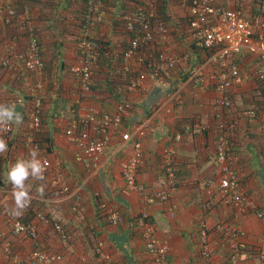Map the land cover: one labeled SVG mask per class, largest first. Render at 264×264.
I'll use <instances>...</instances> for the list:
<instances>
[{"label":"crops","instance_id":"crops-1","mask_svg":"<svg viewBox=\"0 0 264 264\" xmlns=\"http://www.w3.org/2000/svg\"><path fill=\"white\" fill-rule=\"evenodd\" d=\"M46 1L32 4L29 10L44 52L46 63L43 72L30 74L27 79L19 77L18 72L23 68L20 54L27 45L26 38L20 34L18 25H0V60L5 54L6 45L12 43L8 41L9 38L18 34V41L13 43L15 53L10 65L4 68L0 65V103H15L17 111L23 116L20 125L13 124L15 147L8 145V151L0 155V185L6 183L4 176L10 165L18 158L27 157L35 147L39 150L38 158L47 160L51 173L62 171L72 191L80 195L83 207L81 220L72 210L75 198L57 196L46 185L45 196H38L36 207L61 221L69 238L67 244L63 245L49 224L38 223L42 244L50 250L63 252L61 264H101L93 251L94 237L103 242L105 251L118 264H151L137 224V214L146 210L157 236L168 243V264H257L254 247L264 236V218L256 215L257 211L264 215V160L259 158L264 145V127L260 122L239 119L237 114L239 109L253 106L250 96L255 93V85L252 75H249L253 72V63L248 59L243 60L248 75H245L241 85L230 89L233 106L223 117L225 121L237 125L235 130L227 132L230 143L228 159L238 172L231 197L225 196L216 182L223 165L214 157L215 124L221 118L213 115L211 110L213 98L219 94L214 87L217 65L204 69L196 85L188 81L174 84L171 80L172 88H164L156 86L149 76H145L141 89L127 92L132 108L124 117L121 131L129 130L138 123L166 92L178 85L181 87L179 104L173 107L169 105L162 110L155 121V130L143 138V162L137 173L138 182L157 189L161 186L163 150L171 149L178 169L175 193L169 201L174 208L171 215L167 211V202L144 205L136 188L125 185L120 165L129 154L131 142L121 146L119 132H114L112 142L97 162L78 163L74 160V145L64 135L71 119L78 112L88 109L113 112L116 99L106 89L103 72L95 75L91 89L83 92L69 71V67L80 59L76 41L81 33L79 18L84 0ZM129 3L128 0L108 2L107 14L98 32L100 37L120 41L124 28L116 16ZM13 5L18 12L23 11L22 1L14 0ZM225 6L237 7L230 1H226ZM254 8V0H243L239 6L245 16L250 15ZM164 9L166 14L176 10L172 3ZM177 45L180 46L178 42ZM62 61L63 65L60 64ZM41 78L43 118L40 129L33 135L36 144L32 145L27 116L30 105L26 97ZM124 88L126 90V85ZM197 120L206 125L200 134H186L180 141L172 140L174 133L184 124ZM57 160L60 164H56ZM211 179L215 183L208 184L207 181ZM27 183L32 185V192L36 191L38 183L31 179ZM242 195L246 197L245 200L238 201L236 198ZM3 198H9L13 204L11 195H4ZM101 201L109 208L119 210L124 216L123 221L114 225L99 215L97 205ZM28 215H24L23 219L32 220L33 217ZM220 225L236 231L246 243L247 249L237 261L232 262L228 258L229 235L227 230L219 228ZM8 226L9 222L0 217V231L7 234L0 237V264H10L3 250L9 240ZM14 244L22 256L31 247L26 238ZM205 246L209 249L208 258L202 255Z\"/></svg>","mask_w":264,"mask_h":264},{"label":"built area","instance_id":"built-area-1","mask_svg":"<svg viewBox=\"0 0 264 264\" xmlns=\"http://www.w3.org/2000/svg\"><path fill=\"white\" fill-rule=\"evenodd\" d=\"M20 1L25 2L26 0ZM106 1L87 0L83 5L85 14L84 23L81 25L82 36L77 42L81 58L78 63L69 68L77 87L83 92L90 90L93 77L98 72L99 47L95 37H98L97 29L102 26L107 14ZM226 1L235 3L237 7L225 6ZM242 2L243 0H180L181 6L186 11L185 23L181 27L186 32L189 45L204 47L208 51L201 64L194 65L189 69L186 82L200 75L208 67L215 65L218 67L214 77V87L219 94L213 98L211 110L213 115L221 118L215 124L214 157L223 162L221 175L216 179V182L225 196L231 195L238 179V172L231 164V160L228 159L230 143L227 136V132L235 130L237 125L234 122L225 121L223 117L233 106L230 89L241 85L245 79V75L241 74L239 67L240 61L248 59L253 63L254 69L249 75H252L254 85L264 99V0H254L255 8L248 16H245L239 9ZM13 4L14 0H0V25L15 23L20 26L25 23L28 38L25 52L19 53L23 59V68L19 70L18 75L20 78L24 76L27 79L30 74L41 72L43 57L35 25L29 18V9L24 6L23 11L18 12ZM123 25L124 31L130 33L131 37L121 56L120 74H122L121 80L127 81L126 87L129 91L141 89L145 76H149L156 86L167 87L169 83L166 80L165 71L175 70L178 66H185L190 62V52L179 51L176 47L177 44L173 43L171 29L160 17L154 0L133 4ZM11 41L12 43L6 45L5 54L0 60V65L3 68L10 65L11 57L15 53L13 43L16 38L14 37ZM106 55L108 56L109 53ZM140 67L142 69L138 70ZM135 68L137 69L136 74L128 76L135 71ZM42 87L41 82L37 83L29 94L31 99L28 101L30 107L27 116L29 141L32 145L36 144L34 132L39 130L42 125L43 96L40 93ZM180 90L181 87L178 85L177 88L166 92L162 98L155 101L148 113L138 123L125 131H121V124L125 115L132 108L131 101L125 96L116 101L113 112H101L95 109L78 112L64 130V135L74 145V160L78 163L97 162L112 142L114 132H119L121 146L131 142L129 154L120 165V173L125 185L136 188L144 205L167 202V211L173 215L174 208L169 201L175 193L178 169L177 159L171 149L163 150L161 186L157 189L138 182L137 173L143 162V138L147 133H152L155 130V121L162 110H165L169 105L173 107L179 104ZM122 91L123 88L119 86V94L123 93ZM237 114L239 119H244L247 122H260L264 127V109L252 106L243 107ZM205 128L206 125L198 120L184 124L179 131L174 133L172 140L180 141L186 134H200ZM0 136L8 142L10 147H15L13 125L10 131L0 133ZM259 158L264 160V145L259 152ZM38 159L46 162L45 180L35 181V183L49 186L51 192H56L57 196L75 198L72 210L82 220L83 207L80 195L72 191L71 185L62 171L51 173L47 160L45 158ZM56 164H60V162L57 160ZM207 183L213 184L215 180H208ZM10 191V184L0 185V217L9 222L7 231L9 240L3 247L7 262L10 264H61L64 258L63 252L50 250L44 243L42 244L38 231V223L49 224L53 234L58 236L63 245H66L69 236L61 221L48 216L43 210L36 207L35 202L39 200V197L35 190L31 192L34 197L31 206L24 214L31 211L33 213L32 220L25 221L23 217L17 218L9 215L5 212V208L10 207L11 202L9 198L4 199L3 196L10 195ZM245 198L242 195L236 199L242 202ZM97 211L99 215L114 225L124 219L119 210L109 208L102 201L98 203ZM256 215L260 219L264 218L260 211H257ZM137 224L140 227L144 247L150 255V263L168 264V243L157 236L146 210L137 214ZM219 228L227 230L229 235L228 258L232 262L237 261L240 254L247 249L246 243L238 237L236 231L225 225H220ZM5 234L0 231V237H4ZM24 238L29 240L31 247L26 255L22 256L15 249L14 243ZM254 250L257 264H264V236L254 247ZM93 251L101 264H118L105 251L103 242L95 241ZM202 255L206 258L209 257L208 247L203 248Z\"/></svg>","mask_w":264,"mask_h":264},{"label":"trees","instance_id":"trees-1","mask_svg":"<svg viewBox=\"0 0 264 264\" xmlns=\"http://www.w3.org/2000/svg\"><path fill=\"white\" fill-rule=\"evenodd\" d=\"M87 0H84V2ZM110 0H107L106 3V8L108 5V2ZM130 3L132 4H128L127 6L125 5V7L122 9V13L120 15H117V19H119L120 24L124 27V22L126 20V17H128V11L133 7V4H137L139 2H145L146 0H128ZM47 3L48 1L46 0H26L25 2L22 1L23 5L27 8V9H31L32 4L34 3ZM156 8L158 10V13L160 15V17L166 22V24L170 27V29H173V27H175L176 31V38H174L172 36V41L174 43V41H176L180 44V46H176L177 49L179 50V48H182L183 50H179L181 52H190L191 54V60L190 62H188V65L185 66H178L175 70H167L165 71V75H166V80L170 82V86L172 88L173 84L172 81H174L173 83H181V81H186L188 80V73H189V69L194 66V65H199L201 64L204 59L205 56L208 54V51L206 48L204 47H195L193 45H189L188 43V38L186 35L185 30L181 27V25H183V23H185V9L181 6L180 4V0H154ZM178 3V5H180L182 7V10H184V15L182 17H184L183 19V23H180V18L174 19L172 17L171 14H166V10L164 9L166 6L170 5L171 3L174 5L175 3ZM80 18H79V27L81 29V25L84 23V14H85V8L84 6H82V9H80ZM30 18V17H29ZM175 20V22H174ZM13 25H17L15 23H13ZM18 27V26H17ZM21 28L20 34L26 38H28V33L26 31V25L25 23H23V25L19 26ZM100 27H98L97 32H99ZM36 30V29H35ZM37 31V30H36ZM38 33V31H37ZM171 33V30H170ZM39 37V33L37 34ZM82 34L80 33L77 37V41H79V39H81ZM18 37V34L12 35L11 39ZM131 37V34L128 32H125L124 30H121V34H120V41H110V38H105V37H100V35L98 34V37H95V41L99 47V68H98V72L96 73V75L100 74V73H104L105 77H106V82H105V86L106 89L108 91L109 94H111V96H113L114 99H116V101H119L121 98H123V96L127 97V92L129 91L128 88H124V86L127 84L126 80H121L122 79V74H120V70H121V56L124 53V50L126 49V46L128 45L129 42V38ZM39 42H40V37H39ZM77 45V43H76ZM39 47L41 50V55L42 57H44V52L42 49L41 44L39 43ZM26 50V46L22 49V52H25ZM175 48V50H177ZM77 51L80 55V51L77 48ZM43 52V53H42ZM109 53V55L107 56L106 54ZM45 58H43V67L41 69V71L43 72V69L45 67ZM60 64L63 65V61L60 62ZM141 68V67H140ZM136 71L131 72L128 76L131 75H135ZM175 75H179V77L175 78ZM199 75L197 77H195L194 79L188 81L190 82L192 85H196L197 83V79H198ZM94 79V77H93ZM172 80V81H171ZM39 81L43 84V78L39 79ZM93 83V80H92ZM121 86V88H123V93L119 94L118 92V87ZM178 86H176L177 88ZM175 89V88H174ZM255 93L252 94L250 96L252 102L251 104L253 105L252 107H255L257 109H264V99L262 97V95L258 92V89L256 87H254ZM31 97L30 95H28V97H26V100H30ZM42 104H44V102H42ZM30 216L28 215L27 217H33V213L31 211H29ZM26 221V220H25ZM93 241H97L96 238L93 237ZM95 254V253H94ZM96 256V255H95Z\"/></svg>","mask_w":264,"mask_h":264},{"label":"clouds","instance_id":"clouds-1","mask_svg":"<svg viewBox=\"0 0 264 264\" xmlns=\"http://www.w3.org/2000/svg\"><path fill=\"white\" fill-rule=\"evenodd\" d=\"M168 83L169 86L164 88L171 87L169 81ZM22 121L23 116L17 111L15 103H0V133L10 131L13 124L18 126ZM7 151L8 142L0 136V155L5 154ZM38 155L39 150L35 147L32 148L27 158H18L5 173L4 179L7 184L11 185L10 195L13 201L10 207L5 208V212L13 217H23L34 199L31 195L32 185L27 183L29 179L33 181L45 180L46 162L38 159ZM45 187L46 185L43 183L38 184L36 187V193L41 198L45 196Z\"/></svg>","mask_w":264,"mask_h":264},{"label":"rangeland","instance_id":"rangeland-1","mask_svg":"<svg viewBox=\"0 0 264 264\" xmlns=\"http://www.w3.org/2000/svg\"><path fill=\"white\" fill-rule=\"evenodd\" d=\"M174 1V0H173ZM175 4L173 5V9L174 8H176V10L174 11V10H172V17L174 18V19H177V18H180V23H183L184 21H183V19H184V17H182L183 15H184V10H182V7L180 6V5H178V3H176V2H174ZM172 9V8H171ZM179 9H181V10H179ZM178 10H179V13H180V11H181V16H179L180 14L179 13H177L178 12ZM174 22H175V20H174ZM176 28L175 27H173V29H171V36H173L174 38H176V33L175 32H177L176 30H175ZM8 41H11V37L9 38V40ZM16 41H18V37H17V40ZM174 43H175V45H176V41H174ZM245 61H246V59H245ZM242 62V63H241ZM246 63V62H245ZM244 62H243V60L242 61H240L239 62V67H240V70H241V74L242 75H248V71H246L247 69L245 68V66L244 65H246ZM243 64V65H242Z\"/></svg>","mask_w":264,"mask_h":264}]
</instances>
